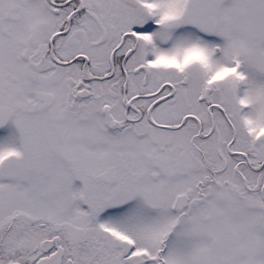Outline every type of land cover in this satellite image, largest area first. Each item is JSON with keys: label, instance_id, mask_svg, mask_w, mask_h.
<instances>
[{"label": "snow or ice", "instance_id": "snow-or-ice-1", "mask_svg": "<svg viewBox=\"0 0 264 264\" xmlns=\"http://www.w3.org/2000/svg\"><path fill=\"white\" fill-rule=\"evenodd\" d=\"M0 264H264V0H0Z\"/></svg>", "mask_w": 264, "mask_h": 264}]
</instances>
